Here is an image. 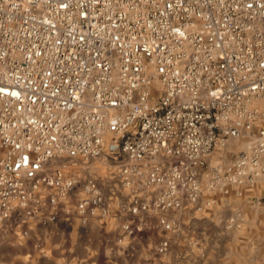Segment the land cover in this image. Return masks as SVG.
Segmentation results:
<instances>
[{
	"label": "built area",
	"instance_id": "built-area-1",
	"mask_svg": "<svg viewBox=\"0 0 264 264\" xmlns=\"http://www.w3.org/2000/svg\"><path fill=\"white\" fill-rule=\"evenodd\" d=\"M261 179L264 0H0V249L49 225L108 259L200 249L183 217Z\"/></svg>",
	"mask_w": 264,
	"mask_h": 264
},
{
	"label": "rangeland",
	"instance_id": "rangeland-1",
	"mask_svg": "<svg viewBox=\"0 0 264 264\" xmlns=\"http://www.w3.org/2000/svg\"><path fill=\"white\" fill-rule=\"evenodd\" d=\"M245 148V143L240 141L228 142L225 149H220L211 160L212 164L221 162L223 167L227 166L235 153ZM225 151L228 153L225 154ZM230 151V152H229ZM204 199H215L218 206L210 208L206 207L205 211L195 213V216H203L206 218L220 219V225L223 230V221L233 212L240 213L243 218V226L239 230L225 231L231 235H207L208 238L203 240L204 235H199L200 249L189 246L187 240H182L179 236L172 239L168 252L163 256L147 257V261L139 263V261H127L125 257H113L112 259L100 257L94 258V264H147L154 260L155 264H264V179L258 181L257 185L252 189H239V187L228 186L227 194L205 193ZM251 222V223H250ZM212 228V227H211ZM241 233V235H234ZM38 235H51L48 244H54L57 237L53 235H77L76 231L64 230L56 225L39 228ZM91 241L99 250L104 249L101 235H95V231H91ZM50 238V237H49ZM26 249H16L13 251H5L6 264H66L64 257L56 253L51 245L47 246V251L39 254L38 251L33 255H28L25 251H29V245L34 246V241L26 239ZM42 242V239H40ZM205 246H201V242ZM58 242V241H57ZM43 244V242H42ZM57 244V243H55ZM110 262V263H107Z\"/></svg>",
	"mask_w": 264,
	"mask_h": 264
},
{
	"label": "crops",
	"instance_id": "crops-1",
	"mask_svg": "<svg viewBox=\"0 0 264 264\" xmlns=\"http://www.w3.org/2000/svg\"><path fill=\"white\" fill-rule=\"evenodd\" d=\"M182 222L184 223L185 230L188 232V234L204 235V237H202L203 240L208 238L207 235H231L223 230L222 226L220 225V219L216 220L214 218H206L202 215L197 217L194 214L184 216ZM234 235H241V233H235ZM34 236L42 239L43 253L47 251V246L51 245L52 248H57L54 249V251L56 253L58 252L60 256L64 257L62 260H64L66 264H94V258L96 259L97 257H100L103 260L107 256V251L104 249L100 251L99 248L94 247L93 241H91L92 235H74L75 239H73V235H53L57 237L54 241L57 244H48L49 239H51V235H31L28 240H31V242L34 241ZM27 245V241H23L20 244L2 246L0 249L1 264L7 263V260L5 259V251L7 252L8 250L13 251L16 249H26L25 247H27ZM201 246H205L204 241L203 243L201 242ZM28 247H30V249L28 252L25 251L26 254L30 256L36 253L37 250L34 248V246H32V244ZM147 264L155 263L151 258V261H149Z\"/></svg>",
	"mask_w": 264,
	"mask_h": 264
},
{
	"label": "bare ground",
	"instance_id": "bare-ground-1",
	"mask_svg": "<svg viewBox=\"0 0 264 264\" xmlns=\"http://www.w3.org/2000/svg\"><path fill=\"white\" fill-rule=\"evenodd\" d=\"M246 146V145H245ZM245 149V148H244Z\"/></svg>",
	"mask_w": 264,
	"mask_h": 264
}]
</instances>
